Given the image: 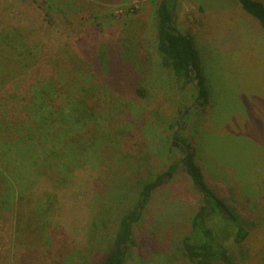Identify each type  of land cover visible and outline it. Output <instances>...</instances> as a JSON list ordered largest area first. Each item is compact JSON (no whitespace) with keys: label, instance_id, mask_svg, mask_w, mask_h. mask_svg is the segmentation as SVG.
I'll return each instance as SVG.
<instances>
[{"label":"rangeland","instance_id":"1","mask_svg":"<svg viewBox=\"0 0 264 264\" xmlns=\"http://www.w3.org/2000/svg\"><path fill=\"white\" fill-rule=\"evenodd\" d=\"M159 1L0 0V144L22 135L30 100L52 118L33 137L46 147V176L25 182L32 189L15 202L13 188L0 193V264H101L158 176L165 184L134 226L125 264H192L183 239L206 201L183 166L171 172L180 132L206 184L250 227L239 245L212 214L220 241L236 264H264V30L235 0L207 1L206 13L180 1L177 27L196 39L210 96L199 110L196 85H179L157 51Z\"/></svg>","mask_w":264,"mask_h":264},{"label":"trees","instance_id":"2","mask_svg":"<svg viewBox=\"0 0 264 264\" xmlns=\"http://www.w3.org/2000/svg\"><path fill=\"white\" fill-rule=\"evenodd\" d=\"M181 0H160L155 7V31L157 51L162 56L163 65L171 69L176 77L177 83L181 86L196 85V109H202L209 104V93L203 76L201 68L200 53L198 44L195 37L189 34H184L178 29V8ZM207 1H220V0H196L195 5L202 13L207 12ZM239 3L244 12L255 18L261 29L264 30V1L263 0H235ZM205 3V4H204ZM52 81H54L52 79ZM54 83H56L54 81ZM35 100H30L27 107L23 109L26 116L27 125H20L25 130L22 135L18 136L15 140H11L9 144L3 146L0 144V153L6 156L3 159L5 166L8 165L9 169H13L14 175L8 176L3 171H0V180H8L5 187L13 188L12 194L8 196L7 200L15 202L17 195H27L24 183L27 181L35 180L36 178L46 176L40 171L49 161L48 157L41 154L46 151V147L40 145L33 139L36 133L41 129H45L44 119L51 121L52 118L46 116L45 110L43 111L40 106H37ZM190 114V113H188ZM46 116V117H45ZM73 121H68L71 126ZM174 125L181 131L185 129L184 118ZM174 125L172 128H174ZM3 126V125H0ZM17 127V128H19ZM40 130V131H41ZM39 131V132H40ZM175 141L178 149H183L182 159L171 167V172H175L177 167L183 166L184 171L187 172L191 178L192 183L198 188L200 193L204 196L206 205L201 209L192 219V229L190 235L183 239V252L185 257L192 264H236V258L231 251L220 241L219 232L214 230L209 222V217L218 215L221 219L227 221L235 230V242L239 245L246 243L249 238V229L242 222H239L237 217L233 215L229 206L226 205L220 197L213 192L203 179L202 170L197 163L195 146L183 134L177 133ZM42 136H46L42 134ZM47 149L49 148V141L47 142ZM68 142V141H67ZM70 151V143L68 144ZM59 143L53 144L54 148L58 149ZM174 145V144H172ZM175 146V145H174ZM174 148V147H173ZM172 148V149H173ZM175 149V148H174ZM55 156V152L51 153ZM2 166V165H1ZM2 166V167H5ZM50 172L53 171L52 166ZM36 181H33L35 183ZM32 183V181H31ZM12 184V185H10ZM165 184L164 176H158L155 179L147 181L143 184L141 190V199L136 207L122 217L118 224L116 234L112 240V245L108 252L101 261V264H125L127 261L126 249L133 244L134 226L138 224L142 218L143 209L152 196L153 192ZM29 187V186H28ZM24 188V189H23ZM11 191V189H10ZM16 192V193H15ZM29 194V193H28Z\"/></svg>","mask_w":264,"mask_h":264},{"label":"water","instance_id":"3","mask_svg":"<svg viewBox=\"0 0 264 264\" xmlns=\"http://www.w3.org/2000/svg\"><path fill=\"white\" fill-rule=\"evenodd\" d=\"M170 175V174H169Z\"/></svg>","mask_w":264,"mask_h":264}]
</instances>
